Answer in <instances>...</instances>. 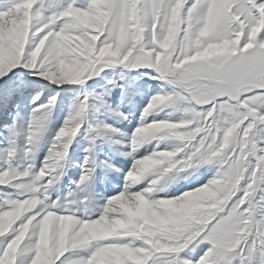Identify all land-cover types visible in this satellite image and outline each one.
Listing matches in <instances>:
<instances>
[{"label": "snow or ice", "instance_id": "snow-or-ice-1", "mask_svg": "<svg viewBox=\"0 0 264 264\" xmlns=\"http://www.w3.org/2000/svg\"><path fill=\"white\" fill-rule=\"evenodd\" d=\"M0 264H264V0H0Z\"/></svg>", "mask_w": 264, "mask_h": 264}]
</instances>
